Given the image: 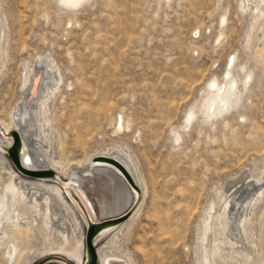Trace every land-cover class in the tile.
<instances>
[{"label": "rangeland", "instance_id": "rangeland-1", "mask_svg": "<svg viewBox=\"0 0 264 264\" xmlns=\"http://www.w3.org/2000/svg\"><path fill=\"white\" fill-rule=\"evenodd\" d=\"M241 1L92 0L74 10L60 0H0V134L21 102L28 70L34 74L40 67L39 88L48 77L49 85L59 87L45 106L53 159H62L69 170L97 154L121 152L137 171L141 186L133 202L113 217L100 214L103 175L76 169L82 179L70 181L95 210L96 223L128 211L121 225L136 213L129 232L123 227L112 244L132 264H200L199 237L209 206L223 202L245 175L258 178L264 171V63L256 54L264 47V13L252 30V11L242 9ZM233 56L235 77L253 71L238 111L206 118L197 108L201 91L210 77L222 78ZM191 106L195 114L184 128ZM119 118L122 129H116ZM10 166L17 171L11 161ZM3 187L1 181L0 198ZM65 197L82 218V210ZM263 200L248 227L252 243L243 242L251 258L227 264H264ZM214 225L213 237H219L221 224ZM34 234L29 244L10 233L3 243L1 238L0 264H17L20 252L40 250L41 237ZM104 240L93 247L95 264ZM11 242L16 252L9 250ZM39 262L75 264L60 255Z\"/></svg>", "mask_w": 264, "mask_h": 264}, {"label": "bare ground", "instance_id": "bare-ground-1", "mask_svg": "<svg viewBox=\"0 0 264 264\" xmlns=\"http://www.w3.org/2000/svg\"><path fill=\"white\" fill-rule=\"evenodd\" d=\"M91 1L63 0L62 2L60 0V3L65 8L75 10ZM240 6L242 9L248 7L252 11L251 19L253 23L250 27L253 30L259 18L263 16L264 0H242ZM224 24L225 17H221L219 20L221 30ZM221 30L216 43L219 42L222 35ZM262 37H264V31ZM1 38L2 32L0 29V60L3 49ZM250 40L248 36L247 45ZM256 54L260 58L259 60L264 63V47L258 49ZM235 61L234 56L230 58L223 71L222 78L219 80L212 76L203 87L199 107L197 108L206 118L218 119L231 112L238 111V103L243 92L248 88L253 71L246 70L247 72L245 71L240 79L235 77L232 74ZM48 67L51 68L49 61L47 63ZM33 72L34 69L28 70L24 77L21 102L12 113L11 123L8 126L3 125L5 130L0 134V182L4 183L0 198V239L2 238V243L8 239L10 233L29 244L33 240L34 233H37L41 237V249L32 250L29 253L20 252L17 257V264L22 256H26L24 264H35L39 259L51 255H60L72 263L84 264L86 229L96 225L92 244L95 245L102 238L106 241L103 246H97L99 264H132L131 256L129 254L125 255L126 253L124 255L117 253L118 250L114 253L112 244H114L118 233L123 227H125L126 232H129L132 223L135 222L136 213L129 221L127 220L128 222L125 221L126 223L121 225L116 222L96 224L95 210L93 211L90 208L87 200H84L83 194H79L74 188L75 185L72 186L70 181L82 179V176L75 174L76 169L88 176L103 175L106 178L103 184L106 194L104 192L105 195H101L99 200L100 214L108 217L112 215L113 217L125 210L130 202H133L134 191L138 192V185L141 186L134 165L130 158L128 156L124 157L121 152L100 153L88 158L84 163L78 161L75 166L77 165L79 168H74L73 164L70 165L67 162L70 165L69 170L64 169L65 163L60 161L62 159L54 160V157L51 156L53 150H51L47 141L50 135L51 121L46 116L45 106L47 99L59 87L57 83L49 85L51 78L48 77V80L40 89L39 75L42 73L41 68L38 67L37 72L34 74ZM195 109V106H191L185 112L184 128L190 124ZM116 129H122L120 118ZM12 131H18V133L16 132L18 137L16 145L11 135ZM173 138L177 141L180 139V135L173 133ZM61 146H63V143L61 144V141H59V151H61ZM9 150L12 151L14 164H19L23 170H49L54 177L48 179L36 175L32 177L33 179H29L23 170L19 169L22 173L14 171L10 166V161H8ZM104 158H109V160L111 159V161L120 164L126 172L116 163L104 161ZM91 162L95 164L96 168H91ZM244 177L246 178L242 179L240 182L242 185L239 188H236L237 185L229 188L231 195L225 193L223 202L217 206L214 204L209 206L203 218L199 237L200 264H218V261L227 264L230 260L247 263L251 258L248 253L249 249L246 251L243 242L248 241L247 233L249 232L248 227L252 223L251 217L255 214L254 211L258 208L259 202L264 199V171L258 178H251L248 175ZM129 178L134 184L131 183ZM5 179L6 181H4ZM76 186L79 187L77 184ZM242 186L245 189L241 192L243 190ZM80 190L82 191V189ZM66 195L82 210L83 219L78 216L74 206L66 199ZM263 215L264 204L259 212L260 220L264 217ZM214 220L221 224L220 233L218 232L219 237H213V233L216 231L214 230ZM258 224L260 225V223ZM260 228L259 233L262 234L264 226L262 225ZM247 243L251 244L252 242ZM9 250L16 252L17 246L13 243L10 245Z\"/></svg>", "mask_w": 264, "mask_h": 264}, {"label": "water", "instance_id": "water-1", "mask_svg": "<svg viewBox=\"0 0 264 264\" xmlns=\"http://www.w3.org/2000/svg\"><path fill=\"white\" fill-rule=\"evenodd\" d=\"M12 137H13V141L15 142V145L18 143V137H17V134H16V132H13L12 133ZM9 159H10V161L12 162V164H13V166L15 167V169L18 171V172H20V170L19 169H21V170H23V168H21L20 166H19V164H14V158H13V154H12V151L11 150H9ZM104 161H109V162H112V163H116L115 161H111V159L109 160V158H104ZM122 170H124L125 172H126V170L120 165V164H118V163H116ZM24 171V173H25V175H27V176H29V177H33V176H36V175H38L37 177H44V178H52V177H54V175L49 171V170H42V171H37V170H35V171H28V170H26V169H24L23 170ZM20 173H22V172H20ZM23 173V174H24ZM128 175V174H127ZM130 177V176H129ZM130 179V181H131V183L132 184H134V182L131 180V178H129ZM56 184L58 185V186H60L57 182H56ZM61 187V186H60ZM62 188V187H61ZM128 215V211L125 213V214H123V215H121V216H119V217H117V218H114V219H108V220H103V221H99V222H97V223H105V222H116V223H121L122 222V220L124 219V218H126V216ZM96 223V222H95ZM96 223V224H97ZM95 226L96 225H92V226H90V228H87L86 229V244H85V246H86V250H85V262H84V264H95L96 263V258H95V256H94V252H93V247H94V245L92 244V241H93V238H94V228H95ZM39 263H42V262H39ZM39 263H35V264H39Z\"/></svg>", "mask_w": 264, "mask_h": 264}, {"label": "snow or ice", "instance_id": "snow-or-ice-1", "mask_svg": "<svg viewBox=\"0 0 264 264\" xmlns=\"http://www.w3.org/2000/svg\"><path fill=\"white\" fill-rule=\"evenodd\" d=\"M62 2H63V0H62Z\"/></svg>", "mask_w": 264, "mask_h": 264}]
</instances>
